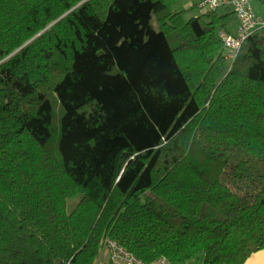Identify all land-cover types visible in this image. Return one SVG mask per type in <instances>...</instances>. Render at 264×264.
<instances>
[{
	"label": "trees",
	"instance_id": "trees-1",
	"mask_svg": "<svg viewBox=\"0 0 264 264\" xmlns=\"http://www.w3.org/2000/svg\"><path fill=\"white\" fill-rule=\"evenodd\" d=\"M177 1L0 0V264L264 249V28Z\"/></svg>",
	"mask_w": 264,
	"mask_h": 264
},
{
	"label": "built area",
	"instance_id": "built-area-1",
	"mask_svg": "<svg viewBox=\"0 0 264 264\" xmlns=\"http://www.w3.org/2000/svg\"><path fill=\"white\" fill-rule=\"evenodd\" d=\"M249 0H203L199 5L208 10H218L221 7L231 8L238 17L239 25L235 33L221 29L220 37L229 49L226 55L233 61L241 50L247 38L257 29L264 28V19L257 16ZM104 245L109 251V264H170L166 256H160L153 260H145L136 255L130 249L111 236H106Z\"/></svg>",
	"mask_w": 264,
	"mask_h": 264
},
{
	"label": "rangeland",
	"instance_id": "rangeland-1",
	"mask_svg": "<svg viewBox=\"0 0 264 264\" xmlns=\"http://www.w3.org/2000/svg\"><path fill=\"white\" fill-rule=\"evenodd\" d=\"M254 12H256L259 16L261 14L260 10L264 13V3L262 2V0H249ZM201 2V0H178L176 4L172 5L173 9L175 11H182L184 10V19H189L191 17H195V16H199V15H203L205 14L208 9L207 8H201L199 4ZM229 8L227 7H221L218 10V14L220 16L219 19V30L221 31V29L223 28H228L229 24H233L234 26H237V24L239 23V20L237 21V19L235 17H233V14H231L230 10H228ZM229 18V19H228ZM80 195H78L75 198L69 199L68 201V208L69 210H73L75 208V204L78 203L79 199H80ZM109 251L106 248V246L104 245L102 247L100 256L98 258V264H108L109 263ZM200 258V259H199ZM204 258L202 255L193 258L192 260L188 261L185 264H203Z\"/></svg>",
	"mask_w": 264,
	"mask_h": 264
},
{
	"label": "crops",
	"instance_id": "crops-1",
	"mask_svg": "<svg viewBox=\"0 0 264 264\" xmlns=\"http://www.w3.org/2000/svg\"><path fill=\"white\" fill-rule=\"evenodd\" d=\"M230 12L231 14H233V17H235L238 21V17L235 16L236 14L233 13V10H230ZM260 12H261L260 16L256 12L255 13L257 14V16L264 19V13L261 10ZM238 25L239 23L237 24V26L233 27V24H229L227 29L226 28L223 29L227 30L228 32L235 33L237 31L236 28H238ZM244 264H264V249H261L260 251L257 252L255 251V253H253Z\"/></svg>",
	"mask_w": 264,
	"mask_h": 264
}]
</instances>
